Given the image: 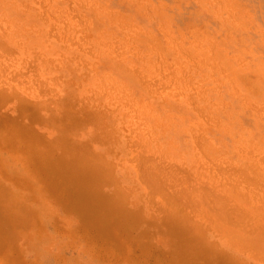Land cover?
Returning <instances> with one entry per match:
<instances>
[{
	"label": "rangeland",
	"instance_id": "374dc122",
	"mask_svg": "<svg viewBox=\"0 0 264 264\" xmlns=\"http://www.w3.org/2000/svg\"><path fill=\"white\" fill-rule=\"evenodd\" d=\"M0 264H264V0H0Z\"/></svg>",
	"mask_w": 264,
	"mask_h": 264
},
{
	"label": "bare ground",
	"instance_id": "6f19581e",
	"mask_svg": "<svg viewBox=\"0 0 264 264\" xmlns=\"http://www.w3.org/2000/svg\"><path fill=\"white\" fill-rule=\"evenodd\" d=\"M219 201V200H218Z\"/></svg>",
	"mask_w": 264,
	"mask_h": 264
}]
</instances>
